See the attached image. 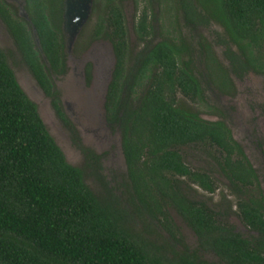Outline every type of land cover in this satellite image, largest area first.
Masks as SVG:
<instances>
[{"label":"trees","instance_id":"1","mask_svg":"<svg viewBox=\"0 0 264 264\" xmlns=\"http://www.w3.org/2000/svg\"><path fill=\"white\" fill-rule=\"evenodd\" d=\"M215 1L230 41L242 54V60L228 56L230 71L238 76L264 72L251 53L254 40L264 34V0ZM25 2L29 23L1 2L0 18L22 61L63 119L50 80L64 67L62 0ZM106 23L109 31L103 34L112 44L115 64L105 109L108 123L121 132L133 192L160 213L170 235L168 208L193 231L201 251L212 252L224 264H264V197L249 192L256 184L254 169L223 121L206 120L176 104L178 92L191 100L202 96L192 60H181L185 47L161 40L138 54L126 72L125 32L116 8L110 9ZM32 28L48 67L32 40ZM138 31L147 33L144 14ZM199 143L218 149L217 166L239 198L236 214L249 230L247 236L221 220L225 211L196 199L189 188L188 183L207 193L215 191L210 176L190 169L178 150ZM82 150L96 161L88 148ZM127 220L115 200L94 195L82 170L66 161L0 50V264H209L195 251L169 257L132 231Z\"/></svg>","mask_w":264,"mask_h":264},{"label":"rangeland","instance_id":"2","mask_svg":"<svg viewBox=\"0 0 264 264\" xmlns=\"http://www.w3.org/2000/svg\"><path fill=\"white\" fill-rule=\"evenodd\" d=\"M6 1L12 6L22 7L21 0ZM184 1V5L182 0L85 1L83 23L75 28L73 35L68 28L75 25L69 23L64 30L63 71L50 76L63 119L56 115L51 98L40 88L1 24L0 50L20 87L36 104L42 121L66 161L82 170L84 183L94 195L115 200L124 211L132 231L169 257L175 253L195 251L209 264H224L212 252L198 249L195 234L173 209H167L173 230V235H170L153 205L149 203L151 207L147 208L137 198L127 176L121 132L117 126L108 123L105 109L115 56L112 44L103 32L109 31L106 19L114 7L122 17L125 32V71L133 66L138 54L161 40L183 45L186 51L181 54V60H192L202 96L191 100L178 92L176 104L206 120L225 123L255 171L256 184L249 188V192L255 197H264V72L249 71L239 76L231 72L229 57L237 55L242 60V54L229 39L217 2ZM143 14L147 27L145 35L138 31V22ZM251 51L264 65V34L254 40ZM40 58L45 63L43 56ZM139 93L140 90L136 89L135 94ZM82 148H88L96 155V161L86 158ZM178 150L190 169L206 172L215 184V191L207 193L188 183L194 197L206 201L215 210L225 211L226 215L221 220L247 236L249 230L236 214L239 198L217 166L216 160H221L218 149L208 143H199ZM180 180L187 182L185 178ZM164 210L165 207L162 208Z\"/></svg>","mask_w":264,"mask_h":264},{"label":"flooded vegetation","instance_id":"3","mask_svg":"<svg viewBox=\"0 0 264 264\" xmlns=\"http://www.w3.org/2000/svg\"><path fill=\"white\" fill-rule=\"evenodd\" d=\"M13 1H17V0H13ZM1 3H4L5 6L8 7V9L12 12L13 15H15L16 17H18L19 19H23L25 21H27V23H29V17H28V14L25 10V5H26V2L25 0H21L20 2L22 3V7H17V6H12L10 3H8L6 0H0ZM84 0H67V2H65V0H62V13H61V25H60V29H61V33H62V36H63V39H64V43H65V35L64 33L66 31H64V26H63V22H64V14L65 12L66 13V17H70L68 18V24L71 23V25H74L75 24V20H76V17L78 15L81 14V11L83 10V5H84ZM108 17V16H107ZM0 24L4 27V29H6V32L8 33V35L10 36V38L12 39L14 45H15V42H14V39L11 37V35L9 34L8 32V28L7 26L5 25V23L2 21V19L0 18ZM28 27H30L29 24H27ZM72 28V26H71ZM68 30L70 31L71 29L68 28ZM32 40L35 44V47H36V44H37V50H38V53H39V56H43L44 58V62H45V66H49V63L47 62V60L45 59V56L43 55L41 49H40V46H39V42H38V39L36 37V34H35V31L33 30L32 28ZM16 47V46H15Z\"/></svg>","mask_w":264,"mask_h":264},{"label":"water","instance_id":"4","mask_svg":"<svg viewBox=\"0 0 264 264\" xmlns=\"http://www.w3.org/2000/svg\"><path fill=\"white\" fill-rule=\"evenodd\" d=\"M85 1H88V0H84V2ZM65 2H67V0H65ZM84 7H85V9H86V4H84L83 5V10L81 11V14L80 15H78L77 17H76V20H75V26L73 27V28H71V30H70V34L71 35H73V32H75L74 30H75V28H77L78 26H80L82 23H83V21L85 20V17H86V14H85V10H84ZM66 13L67 12H65V14H64V22H63V26H64V29L66 30V28H67V26H68V18L66 17ZM73 30V31H72Z\"/></svg>","mask_w":264,"mask_h":264}]
</instances>
